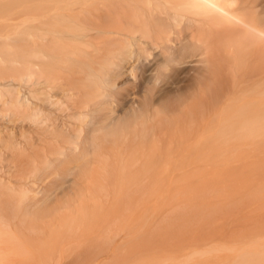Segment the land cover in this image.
I'll use <instances>...</instances> for the list:
<instances>
[{
    "label": "bare ground",
    "instance_id": "obj_1",
    "mask_svg": "<svg viewBox=\"0 0 264 264\" xmlns=\"http://www.w3.org/2000/svg\"><path fill=\"white\" fill-rule=\"evenodd\" d=\"M240 1L37 0L35 4L26 8L21 16L7 21L4 27L6 26L8 31L20 30L21 33L0 36V56L3 54L12 68L18 65L20 69H24L22 71L17 67L13 70L6 65V61L4 62L8 69L6 67L0 69L14 74H10L12 77L7 75L11 78L8 80L2 76L5 72L0 71V97L5 99L4 105L8 103L16 105L25 111L26 119L28 116L30 121L33 120V124L29 122L28 125H35L39 143L35 144L27 155L23 153L25 149L20 148L15 154L0 153V264H38L37 220L41 204L37 197V187L34 182L27 181L24 170L35 169L41 159L64 149L54 147L51 143L56 142L58 137L71 136L70 132L75 128L73 118L84 120L90 111L99 113L98 122L88 129H85L83 123L76 126L79 136L83 132L82 129H85V138L91 143L89 150L79 148L77 144L68 150L64 149L79 152L83 159L76 161L77 163L83 164L87 158L92 157L94 160L92 159L85 168L92 163H97L95 167L99 166L100 159L107 158L105 152L108 149L103 145L105 143L116 142L121 147L120 150L134 144L131 149L132 155L144 156L145 161L141 164L145 166L144 171L146 174L150 172L153 184L161 186L174 182L167 176L172 173L171 169L182 170L193 165L197 167V160L201 158V154L208 155L212 152L209 144L203 147L198 143V139L202 134H206L205 137L208 138L206 141L222 135L223 126L216 128L214 133L213 125L210 129L208 124L211 126L217 119V114L227 109L226 103L229 101L232 87L220 76L222 70L230 67L227 62L228 57L231 60L232 54L230 56L229 53L232 50L228 49V53L225 49L223 53L226 54L222 56L218 43L231 38L242 45L253 43L254 49L249 52L248 59L252 62V66L249 65L247 69L248 84H252L255 78L263 73V69L256 62L264 55V28L255 14V8L245 6L248 4L247 0H242L243 4ZM245 8L251 11L247 12ZM116 15L122 17L120 23L122 27L117 30L105 29L104 26H107ZM185 21L196 24L191 34L195 42L209 41V44L208 42L204 44L207 50L211 48L212 43L217 46L215 48L212 45V48L219 50L215 52L214 48H211L213 50L211 53L216 54L213 55L216 58L213 57L212 60V54L205 50L209 60L206 57L207 60L201 67L199 65L201 61L193 56L183 59L181 56H174L176 49L181 45L179 36L183 31L169 26L171 24L180 26ZM115 54L119 56L116 58L117 62L109 59L115 57ZM77 55L84 58L78 59ZM18 58L19 62L22 60V65L14 62ZM2 60L0 57V63H3ZM107 65L112 66L110 70ZM172 65H177L182 71L176 80L167 82L163 78ZM136 69L142 71L141 100L135 105L137 96L133 93L127 94L124 106L128 110L122 117H114L112 101L107 90L115 86L123 88L131 85ZM18 70L20 71L16 72ZM196 70H200L199 76L192 78L186 85ZM20 72H24L25 76L22 74V77ZM216 72L218 75H215ZM77 73L82 74L81 80L77 79ZM17 75L18 78L21 77L20 80L16 79ZM57 75L62 78L64 76L66 81L71 79L73 85H76L75 87L72 85L75 89L80 86L82 91L94 88L92 91L94 94L90 89L91 94L88 91L83 95L87 97L86 94L96 97L100 95V98L95 97V101H92L90 97L91 104H88L89 100L83 101L84 96L82 102L76 100L77 103L68 107L69 112L62 117L55 115L51 104L59 102L53 100L52 103L51 92L59 81H61L59 84H63L64 81L61 78L55 83V80H58ZM72 75L76 76L77 80L75 77L72 78ZM71 81H68L70 86ZM14 83H18L17 86ZM66 87L69 89V86ZM81 88L70 91L79 92ZM100 90H105V93L99 94ZM4 91L9 94L10 101L4 97ZM70 91L65 92L68 99L71 98ZM170 93H174L173 97L169 96ZM152 95L154 103L150 102L153 99ZM87 97L84 100H87ZM78 98V101L81 100V95ZM261 103V100L242 102L237 110L238 114L232 119H227L224 124H229L232 133L240 138L257 135L263 118ZM234 114L228 113L225 117ZM4 117L0 119V133ZM135 119L140 121L135 122ZM199 123L202 124V129L205 126L203 130L200 129ZM26 130L29 132L30 129L19 127L20 133H25ZM226 131L227 134L228 127ZM149 138L153 149L146 148L143 143ZM138 142H142V145ZM148 150L150 152H147ZM196 182L199 183L198 179ZM246 197L247 194L242 198ZM185 223L186 221L181 223L183 225L179 229L181 236H184ZM246 228L248 234L253 236L259 232L261 226L247 220ZM261 230L264 231L263 227ZM245 237L246 233L242 232L231 235L227 241L232 242L234 246H246ZM184 238H180L181 249L186 247L183 245L186 243ZM163 261L156 264H176V261L168 259Z\"/></svg>",
    "mask_w": 264,
    "mask_h": 264
},
{
    "label": "rangeland",
    "instance_id": "obj_2",
    "mask_svg": "<svg viewBox=\"0 0 264 264\" xmlns=\"http://www.w3.org/2000/svg\"><path fill=\"white\" fill-rule=\"evenodd\" d=\"M36 1L0 0V36H13L21 33L20 30L8 31L4 25L10 19L21 16L22 12H25L26 8L28 9ZM247 1L245 2L248 4L245 6L251 7V9L255 8V14L264 28V0ZM240 2L238 3L240 4ZM251 9L245 8L247 12ZM121 19L122 17L116 15L107 26H104L105 29H119L122 27ZM171 26L175 30L182 29L183 31L179 36L181 45L176 49L175 57L181 56L183 59L193 56L201 61L200 67L203 62L209 60L204 51L211 53L215 46L210 42L211 48L212 45L214 47L207 50L204 44L207 42L209 44V41L195 42L196 40L191 38L192 31L196 26L194 22L187 23L185 21L180 26L171 24L169 27L171 28ZM223 40H229V42ZM223 40L218 43V49L222 53L225 49L227 52L228 49L232 50V52H228L230 56L232 54V57L231 60L228 57L227 63L230 67L222 70L220 76L232 87L229 101L226 103L227 109L217 114L218 117L216 116L217 119L215 118L216 120L211 123V126L208 124L210 129L213 125L214 133L216 128L223 126V133L209 141H206L208 140L205 137L206 134H202V136L200 134L198 143L203 147L209 144L212 147V152L208 155L201 154V158L197 160V167L193 165L186 166L182 170L171 169L172 173L167 176L174 181L173 183H164L161 186L153 184L150 172L146 174L143 169L145 166L141 165L145 161L144 156L132 155L131 149L134 144L127 145L123 150H120L121 147L118 146V143L108 142L103 144L108 149L105 152L107 158H101L99 166L95 167L94 165L97 163H92L85 168L93 159L92 157L87 158L83 164L77 163L76 161L83 159L79 152L65 150L75 144L79 148L89 150L91 143L88 138H85V129L98 122L99 113L97 111H90L84 120L73 118L75 128H72L71 136L58 137L56 142H50L54 147H62L65 150L41 159L33 170H24L27 181L35 183L38 190L37 197L41 204V212L37 220L38 264H156L159 261H165V259L176 261V264H264V246L262 247L264 231L261 230L262 227L264 229V55L261 60L256 62L263 69V73L255 78L252 84H248L247 69L249 65L252 66V62H249L248 59L249 52L254 49L253 43L242 45L233 41L232 38ZM216 50L215 52L219 51ZM211 54V60L213 57L216 58L215 53ZM225 54L223 53L222 56ZM0 57L3 59L0 68L5 69L7 66L12 68L8 65L3 54ZM78 57L84 58L80 55L76 56V58ZM118 57L115 54V57H109V59L117 62L116 58ZM217 58L219 57L217 56ZM78 59L76 60L78 61ZM18 60L19 58L14 62L22 65V60L20 59V62ZM5 61L7 66L4 65ZM109 66H106L108 70L112 67ZM17 67L18 65L12 69L15 70ZM181 71L182 69L177 65H172L163 80L174 81ZM20 73L17 74H25L24 72ZM60 73L63 75L62 72ZM199 73L200 70L194 71L186 85L191 82L192 78H197ZM10 74L11 72H5L2 76L10 80L14 73ZM141 74L142 71L136 69L131 85L123 86V88L115 86L107 90L108 97L112 101L114 117H122L123 113L128 110L124 106L127 94L133 93L137 96L135 105L141 100L143 84ZM18 75L15 76L16 79ZM58 75L56 76L58 80H55V83L62 78L61 75ZM81 75L78 74L77 79L81 80ZM215 75H218V72ZM64 76L66 77L65 74ZM64 76L62 79L65 78ZM72 76L77 80L76 76ZM33 77L35 76L33 75ZM19 78L21 77L19 76ZM19 78L17 80H20ZM67 80L71 81V79ZM64 81L63 84H59L61 83L59 81L57 87H54L56 90L53 91V89L51 92L52 103L54 101L60 103L51 104L53 113L59 117L69 112L68 107L82 102V97L85 96L83 94L86 92L94 94L92 92L94 88L82 91L81 86L77 88H81L82 92L78 90L79 92L71 93L70 89L74 90L76 85H73L71 81L70 86L68 81L66 84ZM66 86H69V89ZM90 89H92L91 93ZM67 90L71 93L70 99L65 97ZM100 93H105V90H100ZM89 94H86L88 97L85 96L87 100H84V97L83 101L91 99L95 101L96 96ZM95 94L97 93L95 92ZM3 95L10 101V96L6 91L3 92ZM80 95L81 100L78 101ZM173 95L174 93L169 94L170 97ZM97 97L96 99H99L100 95ZM252 100L262 101L263 118L260 128L257 135L240 138L235 136L231 131L232 127L224 122L238 114L237 110L242 102ZM4 101L5 99L0 97V119L5 116L1 122L0 153L1 155H11L17 153L20 148L25 149L23 153L27 155L32 147L39 143V134L35 132V125L32 126L33 120L30 121L28 116L26 119L27 114L24 110L12 103L4 105ZM89 101L88 104H91ZM154 101L153 96L150 102L154 103ZM226 113L236 114L225 117ZM138 121L140 120L135 119V122ZM29 122L32 124L28 125ZM204 122L206 125V120ZM229 122L228 120L227 123ZM81 123L85 124V129H82L83 132L79 136L76 126ZM201 125L199 123V126ZM20 126L30 129L29 132L26 130L28 133H20ZM208 127L206 126L207 129H209ZM227 127L229 132L226 134ZM204 128L205 126H203ZM200 129L203 130L202 126ZM207 129L204 131L206 132ZM143 143L148 149L154 147L150 138ZM138 144L142 145V142H138ZM197 179L199 183L196 182ZM98 180L100 181L98 182ZM245 194L247 197L242 198ZM48 210L50 211L48 212ZM247 220L261 226L257 234L253 236L248 234L249 232L246 231ZM184 221H186L183 230L184 236H181L179 229ZM242 232L246 233V246H234L232 242L227 241L231 235ZM170 234L173 236L171 237ZM182 237H185L184 240H186V243L183 244L186 247L183 249L180 246ZM256 241L258 243H253ZM204 243L207 244L203 245ZM213 244H222V246L214 247ZM191 246L195 248H191Z\"/></svg>",
    "mask_w": 264,
    "mask_h": 264
}]
</instances>
